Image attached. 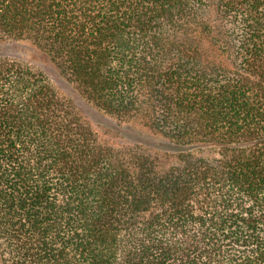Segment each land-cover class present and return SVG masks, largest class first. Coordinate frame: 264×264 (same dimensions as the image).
<instances>
[{"label": "trees", "instance_id": "1", "mask_svg": "<svg viewBox=\"0 0 264 264\" xmlns=\"http://www.w3.org/2000/svg\"><path fill=\"white\" fill-rule=\"evenodd\" d=\"M0 38L164 136L0 54V264H264V0H0Z\"/></svg>", "mask_w": 264, "mask_h": 264}, {"label": "rangeland", "instance_id": "2", "mask_svg": "<svg viewBox=\"0 0 264 264\" xmlns=\"http://www.w3.org/2000/svg\"><path fill=\"white\" fill-rule=\"evenodd\" d=\"M0 54L17 58L42 70L59 94L71 101L81 117L97 132L100 142L114 150H134L137 138L158 142L164 136L142 116L120 117L94 105L58 70L49 55L31 40L0 38ZM145 149V147H143Z\"/></svg>", "mask_w": 264, "mask_h": 264}]
</instances>
